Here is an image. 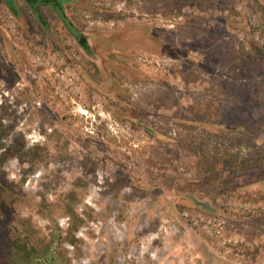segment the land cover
<instances>
[{"label": "rangeland", "instance_id": "1", "mask_svg": "<svg viewBox=\"0 0 264 264\" xmlns=\"http://www.w3.org/2000/svg\"><path fill=\"white\" fill-rule=\"evenodd\" d=\"M57 1L0 0V264H264V0Z\"/></svg>", "mask_w": 264, "mask_h": 264}, {"label": "trees", "instance_id": "2", "mask_svg": "<svg viewBox=\"0 0 264 264\" xmlns=\"http://www.w3.org/2000/svg\"><path fill=\"white\" fill-rule=\"evenodd\" d=\"M25 1L27 2L28 6H30V9L32 7V9L35 10V12H37L36 8H37V4L38 3L47 4V5L51 6L53 9H55L56 11H57V6H59V10L58 11H60V9H61V7H60V5H59L57 0H35L34 2L32 0H25ZM61 15H62V13H61ZM63 15L65 16L64 12H63ZM37 18L39 20L41 18V15L39 13L37 15ZM61 18H62V16H61ZM63 20H64V18H63ZM263 54H264V52H263ZM50 258H52V257H50Z\"/></svg>", "mask_w": 264, "mask_h": 264}]
</instances>
